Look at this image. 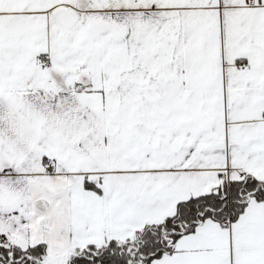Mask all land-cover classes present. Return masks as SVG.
Returning a JSON list of instances; mask_svg holds the SVG:
<instances>
[{
	"label": "snow or ice",
	"instance_id": "1",
	"mask_svg": "<svg viewBox=\"0 0 264 264\" xmlns=\"http://www.w3.org/2000/svg\"><path fill=\"white\" fill-rule=\"evenodd\" d=\"M0 264H264V0H0Z\"/></svg>",
	"mask_w": 264,
	"mask_h": 264
}]
</instances>
